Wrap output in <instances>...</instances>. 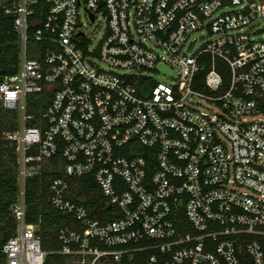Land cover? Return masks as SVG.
<instances>
[{
	"label": "built area",
	"instance_id": "obj_1",
	"mask_svg": "<svg viewBox=\"0 0 264 264\" xmlns=\"http://www.w3.org/2000/svg\"><path fill=\"white\" fill-rule=\"evenodd\" d=\"M4 13L19 43L0 81L18 192L0 264H44L25 202L44 174L78 264L143 251L141 264H264V0H17ZM87 179L95 214L73 200Z\"/></svg>",
	"mask_w": 264,
	"mask_h": 264
},
{
	"label": "trees",
	"instance_id": "obj_2",
	"mask_svg": "<svg viewBox=\"0 0 264 264\" xmlns=\"http://www.w3.org/2000/svg\"><path fill=\"white\" fill-rule=\"evenodd\" d=\"M16 1L0 0V81L15 73L19 62V43L12 28L13 20L4 13L5 8ZM17 128V114L5 110L0 101V133H3L0 137V251L15 230L10 207L18 192L15 150L13 143L5 139L4 133ZM48 180L49 175L44 174L26 181V221L39 227L37 233L41 238L42 249L46 252L44 264H69L68 260L73 257L61 253L63 246L58 238L59 229L69 220L66 214L51 205ZM73 200L92 212L103 198L96 184L87 179L80 183ZM151 253L135 252L131 258L126 255L119 264H141Z\"/></svg>",
	"mask_w": 264,
	"mask_h": 264
},
{
	"label": "rangeland",
	"instance_id": "obj_3",
	"mask_svg": "<svg viewBox=\"0 0 264 264\" xmlns=\"http://www.w3.org/2000/svg\"><path fill=\"white\" fill-rule=\"evenodd\" d=\"M82 19H83V22L85 23V26H86L88 32H90V29H91L92 26L87 23L84 15L82 16ZM96 41H97V36H94V42H96ZM162 72L165 74V76H170L172 74V71L170 69H164L163 68ZM162 77L163 76H156V79L157 80H161ZM2 136H3V133H0V137H2ZM73 186H74V188L78 189L79 188V182H78V185L74 184ZM94 211L97 212L96 209ZM97 217H99L100 219H103L104 217H106V214H97ZM68 263L69 264H78L75 258L69 259ZM97 264H119V263H115L112 260H103V261H101V262H99Z\"/></svg>",
	"mask_w": 264,
	"mask_h": 264
},
{
	"label": "water",
	"instance_id": "obj_4",
	"mask_svg": "<svg viewBox=\"0 0 264 264\" xmlns=\"http://www.w3.org/2000/svg\"><path fill=\"white\" fill-rule=\"evenodd\" d=\"M108 208H109V207H108ZM95 213H96V212L93 210V211H92V214H95Z\"/></svg>",
	"mask_w": 264,
	"mask_h": 264
}]
</instances>
